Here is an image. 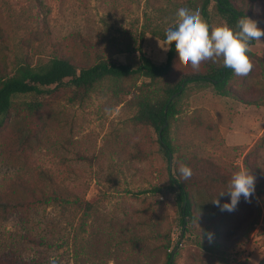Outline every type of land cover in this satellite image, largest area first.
<instances>
[{
  "label": "rangeland",
  "instance_id": "1",
  "mask_svg": "<svg viewBox=\"0 0 264 264\" xmlns=\"http://www.w3.org/2000/svg\"><path fill=\"white\" fill-rule=\"evenodd\" d=\"M199 1L187 0L193 7ZM232 1L264 29V0ZM180 2L0 0V75L18 61L38 65L53 55L77 66L94 63L97 54L133 66L143 54L160 64L169 46L151 31L174 21ZM223 24L213 12L212 29ZM248 56L253 67L246 76L234 74L231 95L201 81L176 97L171 163L197 165L199 184L207 178L208 188L195 189L197 201L210 194L229 202L219 193L241 169L256 180L253 194L241 197L234 211L219 218L216 208L210 219L198 213L187 230L179 224L170 160L159 149L157 132L132 121L134 97L148 78H138L132 88L124 80L126 96L115 95L113 80H105L84 100L69 101L74 90L65 86L48 97H18L43 106L28 117L13 110L0 129V203L30 199L31 186L37 195L56 191L91 199L94 209L84 219L70 203L0 204V264H166L174 249L173 264H264V104L247 103L256 97L264 103V38L249 44ZM207 68L205 61L193 68L178 54L170 73L151 88L161 92L186 73ZM28 131L33 134L26 138ZM155 185L160 191L144 193ZM154 228L161 232L157 237Z\"/></svg>",
  "mask_w": 264,
  "mask_h": 264
},
{
  "label": "trees",
  "instance_id": "2",
  "mask_svg": "<svg viewBox=\"0 0 264 264\" xmlns=\"http://www.w3.org/2000/svg\"><path fill=\"white\" fill-rule=\"evenodd\" d=\"M252 2L253 0L250 1L251 4ZM196 6L200 8L202 18L209 24L210 30L212 29L213 12L219 15L232 28H236V22L239 18L249 16L248 10L240 9L232 0H200ZM165 29L159 28L151 31L152 34L158 36L169 46L166 60L160 64L155 63L143 54H140V62L136 66L118 59L102 58L98 54L96 56L97 60L94 63L82 66H77L68 58L57 55H53L49 60L38 65L18 61L11 73L8 72L0 75V129L9 122L13 110L16 111V114H18L19 110H22L26 114L25 116L28 117L42 109V101H18V97H48L55 92L56 88L65 86L74 90L69 101H75L74 99L78 97L80 100H84L98 84L105 80H113L115 95L123 93V96H126L130 92L123 85V81L128 80L130 82L129 88H132L138 78L145 77L149 79V84L144 83L138 87V93L134 97L135 101L133 104L136 106V111L132 117V121L134 124L151 127L157 132L159 149L169 161L175 152V147L170 136V127L172 119L178 114L176 97L184 91L186 85L201 81L211 83L220 95L229 96L231 95V91L228 84L234 78L235 73L232 69L223 66L222 58H213L205 61L208 68L204 72L186 73L175 83L167 84L166 87H163L161 92H158L155 87L151 88L153 81L164 78L170 73L173 63L179 54L175 37L164 39ZM251 43L252 41H250ZM90 47L95 50V46ZM262 94L264 95V93ZM262 98L256 97L253 101L250 100L251 102L247 103L261 105L264 104L261 103ZM27 130H29L28 127ZM32 134L28 131L26 138L32 136ZM191 167L193 174L187 180L183 179L180 175L178 171L180 167L177 163H171V166L169 164L168 167L169 186L176 193L179 224L183 226L184 230L189 229V225L196 221L199 217L198 213L203 215L204 218L210 219L211 215L209 214L216 213L213 210L216 208L220 210L213 203V197L210 194H206L203 203L197 201L195 189L200 187L208 188L207 178L202 184H199L194 174L197 165L193 164ZM41 177L50 178L46 173L41 174ZM24 186L28 188L26 185ZM29 191L31 198L28 200H18L16 201L17 203L5 201L0 204L1 206L10 208L26 204L70 203L83 210L84 219H87L94 209L91 199L86 200L78 197L70 199L67 196L60 195L56 191L49 195L40 191V194L37 195L36 189L31 186ZM158 191H160V187L155 185L150 189H146L144 193H155ZM147 207L150 208V205ZM152 208L151 210H153ZM222 212L220 210V213H216L215 216L221 218ZM153 230L155 231V235H152L153 237L161 234L157 228ZM133 237L138 241L141 239L138 233H134ZM169 242L170 236L168 235L165 248H170ZM171 255L172 251L167 254L166 264H173L174 256L171 260Z\"/></svg>",
  "mask_w": 264,
  "mask_h": 264
},
{
  "label": "clouds",
  "instance_id": "3",
  "mask_svg": "<svg viewBox=\"0 0 264 264\" xmlns=\"http://www.w3.org/2000/svg\"><path fill=\"white\" fill-rule=\"evenodd\" d=\"M176 11L177 18L166 25L164 39L175 37L183 60L198 68L202 61L222 58L223 66L232 69L237 76H246L250 72L252 64L247 54L250 41L264 38V29L258 27L255 20L241 17L236 22V28L225 23L210 30L200 8L191 6L187 0H181ZM178 171L185 180L193 174L187 165H181ZM255 182L249 170L241 169L231 176L226 190L219 193L220 196L227 194L229 202L221 203L216 198L212 201L221 211L232 212L241 197L248 200L253 194ZM208 237L211 240L212 234L209 233ZM51 264H56L55 259Z\"/></svg>",
  "mask_w": 264,
  "mask_h": 264
},
{
  "label": "water",
  "instance_id": "4",
  "mask_svg": "<svg viewBox=\"0 0 264 264\" xmlns=\"http://www.w3.org/2000/svg\"><path fill=\"white\" fill-rule=\"evenodd\" d=\"M170 166H171V159H170ZM174 250H175V249H174ZM174 250L172 251L171 260H172V258H173V256H174Z\"/></svg>",
  "mask_w": 264,
  "mask_h": 264
}]
</instances>
